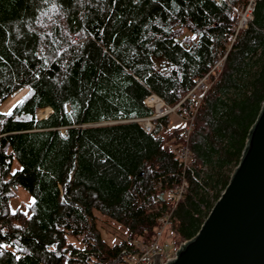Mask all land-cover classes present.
<instances>
[{
    "label": "trees",
    "instance_id": "obj_1",
    "mask_svg": "<svg viewBox=\"0 0 264 264\" xmlns=\"http://www.w3.org/2000/svg\"><path fill=\"white\" fill-rule=\"evenodd\" d=\"M242 1L0 0V104L26 88L0 111V264H120L168 212L175 244L197 232L264 101V0L196 109L187 166L165 145L183 124L163 135L169 116L152 132L130 119L151 113L150 92L173 105L193 87ZM18 186L25 209L11 208Z\"/></svg>",
    "mask_w": 264,
    "mask_h": 264
},
{
    "label": "water",
    "instance_id": "obj_2",
    "mask_svg": "<svg viewBox=\"0 0 264 264\" xmlns=\"http://www.w3.org/2000/svg\"><path fill=\"white\" fill-rule=\"evenodd\" d=\"M165 264H264V101L224 189Z\"/></svg>",
    "mask_w": 264,
    "mask_h": 264
},
{
    "label": "built area",
    "instance_id": "obj_3",
    "mask_svg": "<svg viewBox=\"0 0 264 264\" xmlns=\"http://www.w3.org/2000/svg\"><path fill=\"white\" fill-rule=\"evenodd\" d=\"M257 0H244L236 5L230 6V12L235 17V23L232 33L227 37L228 44L224 53H217L209 70L197 78L193 87L181 98L177 103L168 106L161 97L155 93L150 92L144 98V103L149 107H154V113L132 119L141 124L145 132H151L160 117L163 115L174 113L179 118L186 120L187 124L183 131L184 141L174 143L173 139L167 141L170 151L176 158L182 162L183 166H187L190 158L189 146L187 143L189 130L193 126V117L197 107L200 105L202 97L206 90L210 87L212 78L219 75L226 52L228 51L231 43L236 37V34L244 28L250 18L252 17L253 7ZM189 99L188 107H183L185 99ZM186 182L183 179L175 191L168 192V197L172 200H177L185 186ZM174 198V199H173ZM174 201V202H175ZM169 212L161 214L157 218V226L153 235L147 241L138 239L133 245V249L125 253V258L121 264H153L155 257L158 256V264H165L168 260L175 258L177 250L187 240H181L177 244L166 234L167 228L170 225Z\"/></svg>",
    "mask_w": 264,
    "mask_h": 264
},
{
    "label": "rangeland",
    "instance_id": "obj_4",
    "mask_svg": "<svg viewBox=\"0 0 264 264\" xmlns=\"http://www.w3.org/2000/svg\"><path fill=\"white\" fill-rule=\"evenodd\" d=\"M25 92H26V88L25 87H22V88L16 90L9 97V99L6 102V104L4 103L5 104L4 106H0V110H8L13 105V103H15ZM148 107H149V105H148ZM150 108H152L151 109L152 110V113L151 114H153L154 113V107L153 106H150ZM169 114H171V118H170L169 124H168L169 127H172V125H175V124L181 122L177 117L174 116L176 114H174V113H169ZM36 116H37V112H36ZM111 123H115V121H110V120L109 121H101V122H98V125H101V124H111ZM165 132L167 133V130H165ZM16 166H17V162L14 159L13 168H15ZM30 202H31V197L29 196V194L22 187L18 186L16 188V194L13 197V199L11 200V208L12 209H17V208L25 209L26 205L28 203H30ZM166 234H168L169 237H171L170 234L168 233V231H166Z\"/></svg>",
    "mask_w": 264,
    "mask_h": 264
},
{
    "label": "snow or ice",
    "instance_id": "obj_5",
    "mask_svg": "<svg viewBox=\"0 0 264 264\" xmlns=\"http://www.w3.org/2000/svg\"><path fill=\"white\" fill-rule=\"evenodd\" d=\"M111 2H112L113 4H115V3L117 2V0H111ZM133 2H135V0H133ZM0 59H2V57H0ZM22 101H23V98H21V100L16 101V103L13 104L12 107L9 108L8 111L5 112V113H3V114H4V115H10V114H11V111H12V108H15V107H16L19 103H21ZM0 247H3V244H2V243H0ZM17 259H19V257H17ZM65 264H67V262H65Z\"/></svg>",
    "mask_w": 264,
    "mask_h": 264
},
{
    "label": "bare ground",
    "instance_id": "obj_6",
    "mask_svg": "<svg viewBox=\"0 0 264 264\" xmlns=\"http://www.w3.org/2000/svg\"><path fill=\"white\" fill-rule=\"evenodd\" d=\"M49 111V107H46L44 109H39L37 111V117L41 118V117H44L46 115V112Z\"/></svg>",
    "mask_w": 264,
    "mask_h": 264
}]
</instances>
